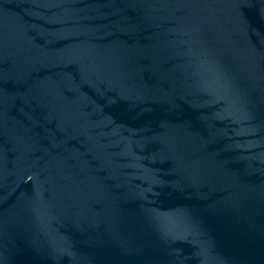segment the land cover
Listing matches in <instances>:
<instances>
[{
    "label": "water",
    "instance_id": "95a60500",
    "mask_svg": "<svg viewBox=\"0 0 264 264\" xmlns=\"http://www.w3.org/2000/svg\"><path fill=\"white\" fill-rule=\"evenodd\" d=\"M0 264H264V0H0Z\"/></svg>",
    "mask_w": 264,
    "mask_h": 264
}]
</instances>
